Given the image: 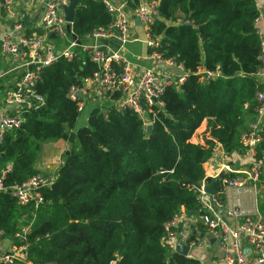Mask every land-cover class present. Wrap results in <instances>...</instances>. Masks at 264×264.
Segmentation results:
<instances>
[{
  "label": "trees",
  "instance_id": "trees-1",
  "mask_svg": "<svg viewBox=\"0 0 264 264\" xmlns=\"http://www.w3.org/2000/svg\"><path fill=\"white\" fill-rule=\"evenodd\" d=\"M158 9L161 20L150 34L162 37L148 51L175 58L192 75L161 95L150 134L132 111L104 115L96 105L85 108V123L78 125L82 112L67 92L96 70L82 52L40 70L35 88L44 106L24 112L21 126L5 134L3 186L42 174L35 163L44 142L71 145L51 184L38 189L43 202L36 207L0 191L2 236L29 226L30 255L37 264H202L161 245L163 223L181 207L188 215L198 213L192 186L205 177L203 165L215 142L230 155L242 152L239 139L248 127L243 117L255 120L254 94L264 88L254 78L261 66L258 9L254 0H158ZM177 18L178 25L166 23ZM108 22L101 0L77 2L72 27L80 38ZM202 70H218L219 76L201 81ZM0 86L1 96L5 86ZM203 121L210 139L200 144L191 138ZM260 133L258 159L264 154V126Z\"/></svg>",
  "mask_w": 264,
  "mask_h": 264
},
{
  "label": "built area",
  "instance_id": "built-area-1",
  "mask_svg": "<svg viewBox=\"0 0 264 264\" xmlns=\"http://www.w3.org/2000/svg\"><path fill=\"white\" fill-rule=\"evenodd\" d=\"M68 1L0 0V9L11 20L9 28L0 34V55L6 62L0 70V80L6 75L14 77V81L5 86L4 108L0 112V145L6 132L21 126L24 112L44 106V98L35 88L39 72L59 58L78 59L82 52L96 65L90 76L82 78L79 85L70 86L67 92L69 99L76 103L77 111L82 112L95 102L106 103L104 108L100 107L104 115L112 109L117 112L130 110L141 119L145 132L146 127L158 120L156 110L163 106L161 95L164 91L170 87L179 89L192 75L175 58H164L156 50L148 51L156 47L162 37L150 34L151 26L161 20L158 0H101L109 22L93 28L82 38L73 30L72 22L64 19L62 7ZM17 5L23 9L27 7L30 16L36 17L41 32L24 26ZM166 23L178 25L181 19ZM255 34L260 45L261 66L254 75L258 80L264 76V38L257 28ZM133 42L142 45L140 59L147 62L145 65H137L130 59L136 55L139 58L137 52L127 51V45ZM202 72L201 81L219 76L218 70ZM254 101L255 120L239 139L243 147L241 154L224 162L214 174H209L203 165L205 177L192 186L199 201L198 213L188 215L181 207L163 223L164 235L160 243L170 254L182 243L188 247L183 256L197 258L195 252L204 253L213 241L223 264H248L245 249L255 258L256 264L264 263V211L256 206L259 194L264 199V154L261 159L256 157L264 126V88L256 90ZM216 145L223 146L215 142L213 147ZM235 160L241 163L240 168L233 166ZM220 173L222 177L217 181L215 194L207 193L205 187ZM3 175L4 172L0 176V191L8 192L20 205L32 202L35 207L43 202L38 189L48 187L54 178L53 174H35L21 184L3 186ZM227 190L254 194V202L249 207L244 205L240 195L232 197L225 211L232 218V224L221 218L219 212ZM28 232L29 226L20 228L11 237H3L0 231V264H37L31 259Z\"/></svg>",
  "mask_w": 264,
  "mask_h": 264
},
{
  "label": "crops",
  "instance_id": "crops-1",
  "mask_svg": "<svg viewBox=\"0 0 264 264\" xmlns=\"http://www.w3.org/2000/svg\"><path fill=\"white\" fill-rule=\"evenodd\" d=\"M19 3V1H18ZM254 3L258 9V17L256 19L255 25L256 28L259 30V32L263 35L264 38V0H254ZM18 10H20L22 14V22H23V16L27 18L26 24H24L25 27H28V30L37 31L39 28L36 23V17L30 16V11H27V7L23 9L21 5H17ZM11 25V20L5 16L3 11L0 9V34L3 33L5 30L9 28ZM52 39H54L52 37ZM142 45L139 42H133L127 45V51L134 54L138 53L139 59H136L134 56H131L130 59L135 61L137 65H145L147 62L140 59V55L143 51V48H141ZM6 62L4 60V57L0 55V70L5 66ZM8 78V80L6 79ZM14 81L13 75H6L3 79L0 80V85L6 86L7 84H11ZM5 82V83H3ZM256 82L262 84L264 86V76L258 78ZM3 83V84H2ZM2 87V86H0ZM4 94L0 96V112L4 108ZM208 132L205 131V121H203L200 126L195 130L191 140L195 142H200V144H203L206 139L208 138ZM234 155V156H232ZM237 156L235 154H228L225 151V148L221 145H216L213 147V155L205 162L204 166H206V171L209 174L216 173L220 166L225 162H230L231 160H234ZM236 161V160H235ZM60 162V161H59ZM238 162L236 161V165ZM241 164V163H240ZM235 167V166H234ZM241 166H239L240 168ZM237 168V167H236ZM39 169V168H38ZM217 183H215V186ZM240 195L242 200L244 201V205L246 207H249L251 204H253V197L254 194L252 192H246V193H240L236 194L233 190H227L224 193L223 197V207L221 208L220 216L223 218L228 224H232L233 220L227 214L225 213L226 207L228 206V203L231 201L233 196ZM256 206L258 210L264 211V199L260 197V194L256 201ZM245 253L248 255V264H256L255 258L250 254L248 249L244 250ZM196 257L201 261L202 264H223L221 261V257L218 252V247L213 241L210 242L209 247L207 251L204 253L201 252H195ZM264 264V263H261Z\"/></svg>",
  "mask_w": 264,
  "mask_h": 264
},
{
  "label": "rangeland",
  "instance_id": "rangeland-1",
  "mask_svg": "<svg viewBox=\"0 0 264 264\" xmlns=\"http://www.w3.org/2000/svg\"><path fill=\"white\" fill-rule=\"evenodd\" d=\"M134 57L136 59H139L137 55ZM90 105H96L98 107L104 108V106H106V103L99 104L95 102ZM85 110H83L78 117V125H82L85 123ZM251 123L252 122L248 120L247 116L243 117V128H246V126H249ZM70 146L71 145L69 141L61 139L56 141L49 140L44 142L36 158V167L39 168L42 174H52L59 165V161L62 159V155L70 149Z\"/></svg>",
  "mask_w": 264,
  "mask_h": 264
},
{
  "label": "water",
  "instance_id": "water-1",
  "mask_svg": "<svg viewBox=\"0 0 264 264\" xmlns=\"http://www.w3.org/2000/svg\"><path fill=\"white\" fill-rule=\"evenodd\" d=\"M79 0H69L68 4L66 6H63V12H64V19L67 22H73L74 19V12H75V8L77 5V2ZM27 18L25 16H23V22L24 24H26ZM137 22V21H136ZM103 43H106L105 41H103ZM29 69H32V66H29ZM264 119V118H263ZM152 130V126H148L146 127V134H150ZM222 177V174L220 173L218 176L212 178L209 182V184L205 187V191L209 194H215L216 192V186L215 183L219 180V178ZM192 229V233H194V229L193 226H190ZM200 237H203L202 234H199ZM188 251V247L186 245H183L182 243H178L176 246V251L182 255H185Z\"/></svg>",
  "mask_w": 264,
  "mask_h": 264
}]
</instances>
